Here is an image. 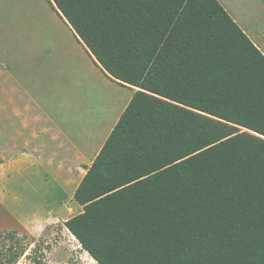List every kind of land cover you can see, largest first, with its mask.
<instances>
[{"label":"trees","instance_id":"1","mask_svg":"<svg viewBox=\"0 0 264 264\" xmlns=\"http://www.w3.org/2000/svg\"><path fill=\"white\" fill-rule=\"evenodd\" d=\"M50 2L139 88L74 192L64 225L82 249L98 264H264L263 51L219 0Z\"/></svg>","mask_w":264,"mask_h":264},{"label":"rangeland","instance_id":"2","mask_svg":"<svg viewBox=\"0 0 264 264\" xmlns=\"http://www.w3.org/2000/svg\"><path fill=\"white\" fill-rule=\"evenodd\" d=\"M219 1L245 31L256 32L264 40V0ZM28 3L30 15L16 18L7 12L0 26V93H13L18 68L21 82L27 83L26 72L33 68L31 58L35 59L40 83L34 105L55 106L52 93H61L65 105L67 95L76 118L64 129L75 141L87 140L96 150L98 140L116 124L136 89L119 84L99 66L50 0ZM15 60L21 62L19 67ZM24 60L30 64H22ZM26 89L22 87V93ZM49 124L57 134L55 123ZM57 146L58 142H50L51 149ZM32 173L14 168L0 181V257L9 264H98L64 225L82 211L72 193L63 196L64 215L40 220L47 209L58 205L61 191L54 186L53 172L44 177Z\"/></svg>","mask_w":264,"mask_h":264},{"label":"crops","instance_id":"3","mask_svg":"<svg viewBox=\"0 0 264 264\" xmlns=\"http://www.w3.org/2000/svg\"><path fill=\"white\" fill-rule=\"evenodd\" d=\"M29 8L28 0H0V26H3L4 15L7 12H13L16 18L21 17L22 13L27 17V14L30 15ZM73 32L76 38L80 39L74 30ZM246 33L264 53V40L256 36V32L246 31ZM82 44L84 45L83 42ZM15 62L17 67L21 65L20 61L15 60ZM22 64H30V62L26 63L24 60ZM31 64L33 68L29 67L26 72L29 79L27 83L21 82L18 68L13 93H0V181L10 169L14 168L17 171L33 170L32 175L35 177L50 176L53 172L51 176L55 180L54 186L61 193L57 197L58 205L53 209H47L41 217L40 220L44 223L48 218L56 219L58 214L64 215L65 211H60L63 196L67 193H72L74 196L76 188L115 125L106 130L101 140H98L96 150L94 148L96 146L92 147L93 145L87 143L84 137L82 138L86 140L85 143L83 140L77 142L72 139L64 129V126L73 123L76 118L74 112L70 111L67 95H65V105L62 104L61 93H52L56 99L55 106H42L40 102L34 105L38 103L36 92L40 80L37 81L36 77L39 66L32 58ZM22 87L27 88L24 93ZM131 87L139 89L135 86ZM46 94L49 93L42 95ZM3 98L5 99L2 100ZM49 122L55 123V128L59 131L57 134L52 132L54 128L50 127ZM53 141L58 142L56 149L49 147L50 142ZM89 160V166L86 167Z\"/></svg>","mask_w":264,"mask_h":264},{"label":"water","instance_id":"4","mask_svg":"<svg viewBox=\"0 0 264 264\" xmlns=\"http://www.w3.org/2000/svg\"><path fill=\"white\" fill-rule=\"evenodd\" d=\"M256 134H259V133H256Z\"/></svg>","mask_w":264,"mask_h":264},{"label":"built area","instance_id":"5","mask_svg":"<svg viewBox=\"0 0 264 264\" xmlns=\"http://www.w3.org/2000/svg\"><path fill=\"white\" fill-rule=\"evenodd\" d=\"M17 264H19V263H17Z\"/></svg>","mask_w":264,"mask_h":264}]
</instances>
